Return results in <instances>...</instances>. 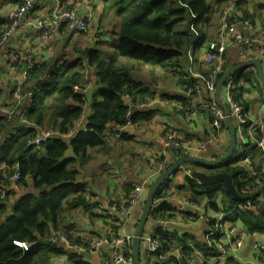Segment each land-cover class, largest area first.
I'll return each mask as SVG.
<instances>
[{
	"label": "crops",
	"instance_id": "obj_1",
	"mask_svg": "<svg viewBox=\"0 0 264 264\" xmlns=\"http://www.w3.org/2000/svg\"><path fill=\"white\" fill-rule=\"evenodd\" d=\"M114 1L100 0L97 2L96 7H93L92 10L91 25L108 4L110 5L107 8L110 9L112 8L111 5H119L120 0H117L116 3ZM139 1L142 2L143 0ZM207 1L212 11H210L207 20H198L193 15L189 18V31L192 32L193 38L181 59V69L177 75L162 73L151 66H143L134 72L133 77L155 94L152 103L139 110H142L146 115L150 113L153 115L150 117L145 115L147 119H139L133 127L120 129L116 124H109V131L105 135V146L89 149L83 158L82 165L80 167L77 165V169H81V180L87 186L88 207H79L70 211L63 218L57 230H53L52 225H50V237L47 241L53 243L60 251L59 256L50 259V264H114L111 248L105 247L99 253H78L72 251L71 247L78 245L77 239L81 243L90 237L107 234L109 228L116 230L109 217L108 208L113 203L123 205L132 186L143 182L149 176L155 161L166 160L170 166L180 158L166 150V133H173L180 143L189 147L197 148L206 142L210 117L204 108L207 104L204 85L208 71L203 55L207 43L220 42L221 12L229 11V19L231 23L235 24L236 32L244 37H256V42L249 50L234 43L232 37L225 40V70L245 61L258 60L261 62L264 71V0ZM80 2L81 0H63L62 8L71 10L76 8ZM122 2L123 0H121V4ZM19 4L20 0H0V23L5 24L2 23L3 31L0 32V35L7 28L5 19L8 13L16 9ZM52 9V0H39L34 10L27 14L25 20L33 23L36 19L49 18L52 16ZM77 9L80 14L86 12L83 4H80ZM243 12L246 13L247 19L251 22L253 31L244 26L243 21L246 19H241ZM120 17L122 19L117 23ZM124 18L126 16L123 17V15H118L115 18V23L110 30L111 40L103 38L102 41V37H100L98 40L91 41L88 38L86 44L89 46L82 47V49L75 46L76 44L80 46V43L75 41L78 36L69 34L66 30L55 32L52 40L44 44L41 42L40 33L31 27L22 26L6 40L0 54V146L9 136L16 135L24 129L33 130L28 129L33 128V126L26 119L29 113L28 108H26L27 105L23 101L17 102L13 96L21 74L26 71V59H31L36 68L41 67L34 75L31 74L33 72L27 73V85H31L33 81L39 78L41 80L48 79L49 74L54 69H59L63 65H72L79 60L80 52L88 49L96 50L98 48L97 50L104 60L116 59L118 58L114 43L117 38L116 31L123 23ZM133 20H135V16H133ZM92 35L90 38H94ZM105 43L109 45H106L108 48L104 52L105 49L102 48H104L103 44ZM38 71L41 73L39 78L36 77ZM87 80L91 82H86V84L84 82V89L87 88V98L92 101L99 89L93 71L88 73ZM194 87L199 89L196 100L192 93ZM235 89L241 92V102L244 104L242 107L247 120L244 129L240 127L236 129L238 141L236 150L242 149L244 152L238 157L235 155V160L238 163L240 160L248 158L252 169L258 172L264 166V155L257 148V140L261 137L260 128L264 125V88L258 80L255 70H251L249 67L237 80ZM161 96L173 98L163 99ZM179 96L187 100L184 107H191L190 116H185L174 109V105L180 103L175 98ZM66 104L70 107L77 106V103H73L71 100H68ZM88 112H90L89 108ZM57 121L60 120L57 119ZM87 125L85 121L81 129L83 133L86 132ZM49 129L58 132L59 127L56 124ZM46 145L40 149V155L44 154ZM228 145L229 135L225 129L216 142L206 145L203 152L192 155L214 160L227 150ZM72 158H74V154L69 148L65 154V159ZM186 170L207 173V170L195 165L182 166L166 184V190H164L167 197L166 201L178 197L182 199L191 198L187 189L189 177L185 173ZM240 177H238L239 183ZM20 191L21 189L17 186L16 193ZM10 196L12 197L10 198L12 204L18 195ZM218 201H221V196L215 200L216 205ZM165 204L172 210L166 215L168 216L167 234L170 238L180 241L181 245H191L197 249H203L208 244L207 225L203 215L208 217L215 215L221 211L220 208L217 207L218 210L216 211L204 200L202 204L205 207L203 208L208 215L202 211L194 210L190 205L181 207V211H175L176 208H171V204L167 202ZM258 207L263 209L264 204H258ZM141 209L140 206L135 209L132 214L133 220L139 221ZM114 219L119 220L117 217ZM135 229L136 227L129 226L126 231L129 233L133 231L134 235ZM156 230L157 228L152 225H145L144 234H155ZM42 242L43 240L40 239L39 243ZM143 248L144 243H142L140 254ZM262 253H264V232L250 233L238 252L239 261L231 260L230 264H264V254ZM72 254L76 256L74 260L69 257ZM140 263L147 264L142 257Z\"/></svg>",
	"mask_w": 264,
	"mask_h": 264
},
{
	"label": "trees",
	"instance_id": "obj_2",
	"mask_svg": "<svg viewBox=\"0 0 264 264\" xmlns=\"http://www.w3.org/2000/svg\"><path fill=\"white\" fill-rule=\"evenodd\" d=\"M116 2L117 0L114 1ZM135 9L137 11L134 14L126 15L130 17L124 18L116 31L117 38L114 43L118 58L104 60L98 50L88 49L80 52L79 60L72 65L54 69L48 79L41 80V73L38 71L36 77L39 79L31 85L25 84L27 86H24V92L31 91L34 95L29 103L23 101L29 111L26 119L33 126L28 129L33 130L24 129L9 136L0 146V166L3 165L0 178L3 179V174L9 178L17 165L20 174L18 187L21 189L14 194L18 197L13 198L12 204L10 195L0 201V264H50L52 257L60 255L59 249L47 241L50 237V225L53 230H57L64 216L70 211L88 207L87 186L81 180V169H77V165H82L89 149L105 146L109 124H116L120 129L127 126L125 116L130 107L131 125L139 119H147L146 117L153 115H146L142 110L134 108L149 105L155 95L133 77L134 72L143 66H151L162 73L177 75L181 69V59L193 38L189 31L190 16L207 20L211 11L207 0H143ZM247 18L243 12L241 19L248 20ZM2 23L0 32L3 31ZM84 65L89 72L93 71L99 87L92 101L73 90L74 87L81 90L85 87L87 79L82 73ZM40 68L35 67L28 74L33 72L31 74L34 75ZM242 74L237 73L232 77L235 85ZM232 95L235 103L244 106L239 90L234 88ZM175 98L182 107L187 102L182 96ZM68 100L77 103V106H67ZM85 102L90 109L84 119L88 124L85 133L80 131L68 142L61 139L51 140L42 157L40 150L27 146V142L35 135L34 130L38 128L51 130L49 128L57 124L59 130L54 132L67 134L81 120ZM69 148L72 149L74 158L65 159ZM235 159L234 152L227 162L214 169L197 167L207 170V174L222 172L230 175L236 191L240 194L238 177L243 172L233 167L237 162ZM165 187L158 190L155 198L160 197L159 194L166 190ZM187 187L191 196L190 202L199 205L206 200L217 211L215 200L221 196L222 212L228 220L241 221L251 234L264 232V208L243 209L245 203L234 201L221 185L205 187L189 177ZM161 197L164 198V195ZM249 200L253 205L256 204L255 197L249 196ZM171 211L162 203L155 213L157 217L164 219L168 218L166 215ZM155 233L159 236L163 251L184 246L180 241L170 238L167 233ZM40 239L43 240L42 243H39ZM15 243H26L28 250L23 251ZM77 243V246H82L84 242L80 243L77 239ZM130 250L129 247L128 251ZM190 254L191 249L183 248L181 260L176 262L170 259L168 264H186L185 258ZM69 257L71 260L76 258L74 254Z\"/></svg>",
	"mask_w": 264,
	"mask_h": 264
},
{
	"label": "built area",
	"instance_id": "obj_3",
	"mask_svg": "<svg viewBox=\"0 0 264 264\" xmlns=\"http://www.w3.org/2000/svg\"><path fill=\"white\" fill-rule=\"evenodd\" d=\"M52 1L54 9H52V16L49 18L36 19L35 22L31 23L25 20L26 16L34 10L35 5L39 0H20L19 6L10 11L5 19L7 28L0 35V54L2 53L3 45L6 40L22 26L31 27L36 32L40 33L41 42L44 44L49 43L53 38V34L60 30H66L69 34H73L74 36H82L86 34L93 18V7H96L97 2L100 0H81L76 8H72L71 10L62 8L63 0ZM80 4L84 5L86 11L85 14L79 13L77 7ZM229 17V11H223L219 30L220 42L207 43L206 51L203 55V60L208 71V77L204 85L207 104L204 108L207 110L210 117V126L206 136V142L197 148L189 147L184 143H180L173 133L168 132L165 134V148L167 151L173 153L175 157L177 155L179 157H194L192 154L203 152L206 145L216 142L220 134L226 129L224 113L214 103L217 82L225 71L224 54L226 45L224 42L227 38L232 37L234 43L247 50L252 48V45L256 42V37H244L242 34L236 32L234 29L235 24L230 22ZM243 24L247 29L253 31V26L249 20H244ZM35 67L36 65L31 59H26V71L21 74L13 94L17 102L26 100L29 103V101L33 99V93L31 91L24 92V86L26 84L27 73ZM251 70H253V68H251ZM82 73L85 79H87L88 73L91 72H89L87 66L84 65ZM87 82L91 81L87 80ZM234 88V79H228L222 88L221 101L228 107L230 116L236 122V127L244 129L247 120L244 116L243 107L233 101L232 91ZM73 90L75 93H79L78 95L83 94L87 97V88L81 90V88L74 87ZM192 93L193 96L196 97V100L197 95L199 94V89L194 87ZM86 103L87 102L84 103L82 109L81 120L78 124H75L67 134H58L52 130L38 128L35 129V135L27 142V146L32 147L35 150H40L53 139H61L66 142L67 139L76 137L81 131V124L85 122L84 119H86V116L89 114ZM147 106L148 105H142L134 108L139 110L144 109ZM174 109L179 113H183L185 116H190L191 114V107H182L179 103L174 105ZM131 110L130 107L126 113L125 118L128 121V124L125 127H133L129 122ZM260 135L261 137L257 140V148L264 155V125L260 128ZM71 139H69V141ZM168 167L169 164L166 160L155 161L152 165L149 176L143 182L132 186L124 204L119 205L113 203L108 208L109 217L114 223L116 230L109 228L107 234L90 237L84 241L82 246L71 247L72 251L78 253H99L103 248L108 247L113 250L114 264H133L131 250L130 252L128 251V248L131 246L133 231L129 233L126 229L129 226L133 228L137 226V220H133L132 218L133 212L139 206H143L149 186L155 179L165 172ZM234 168H238L243 172L240 175L241 177L239 176L240 183L238 182L240 184V195L248 198V200L244 202L245 205L243 206V209L255 210L256 208H259L258 204H264V166L260 171L256 172L252 169L249 159L245 158L236 163ZM185 173L190 177V170H186ZM7 178L8 177L5 176V174H3L2 180L0 178V201L9 195L15 194L17 191V186L20 181V174L17 165L13 168V174L10 175L8 179ZM159 195V198L154 197L146 225L156 227V232L161 234L168 232V218L166 217L163 219L157 217L155 213L156 208L162 203L167 202L168 204H171L170 207L176 208L175 211H181V207L190 205L194 210L208 214L204 210L203 207L205 206L202 203L199 205L194 204L190 202V199H182L179 197L167 199L166 201L167 197L164 194V190ZM163 195L164 198L161 197ZM249 196L255 197V205L250 202ZM217 207L222 211V204L220 201L217 202ZM221 211L212 216L208 214L210 217L203 215L207 225L208 240V244L203 249H197L191 245H184L172 248L168 251H163L159 236L156 233H143L142 240L144 248L140 254V260L142 257L147 264H155V262L156 264H168L170 259L178 262L181 260L182 249L188 248L191 249V254L185 258L186 264H230V262H232L231 260L239 261L238 252L241 250L245 239L249 237L250 233L245 229L241 221L230 222L228 221L226 214ZM114 217H117L119 220H115ZM15 245L20 247L23 251L28 250L26 243H15ZM128 252L129 254H127Z\"/></svg>",
	"mask_w": 264,
	"mask_h": 264
},
{
	"label": "water",
	"instance_id": "obj_4",
	"mask_svg": "<svg viewBox=\"0 0 264 264\" xmlns=\"http://www.w3.org/2000/svg\"><path fill=\"white\" fill-rule=\"evenodd\" d=\"M253 68L256 72L257 78L260 81L262 87L264 88V71L261 65V62L258 60H250L240 63L239 65L229 68L224 71V73L219 78L216 90L214 103L223 111L225 116V127L228 131L229 135V145L227 150L219 157L214 160H208L202 157H191V156H183L174 161L165 172H163L157 179L153 181V183L149 186L145 198V202L141 209V214L139 217L138 224L135 229V233L131 242V256L133 264H141L140 263V250L142 247V235L144 233V228L148 220L149 213L152 208V204L154 201V197L158 190L167 184L169 179L185 165H195V166H203L209 169H214L218 166H221L225 162H227L237 147V127L236 122L230 116V111L228 107L221 101V92L222 88L225 85L226 81L237 73H243L248 68ZM190 179L195 181L201 186L209 187V186H217L221 185L224 190L232 197V199L236 202L244 203L248 200V198L241 196L235 189L232 178L230 175L218 172L213 174L203 173L201 171H191Z\"/></svg>",
	"mask_w": 264,
	"mask_h": 264
},
{
	"label": "rangeland",
	"instance_id": "obj_5",
	"mask_svg": "<svg viewBox=\"0 0 264 264\" xmlns=\"http://www.w3.org/2000/svg\"><path fill=\"white\" fill-rule=\"evenodd\" d=\"M172 1L174 2L175 0H172ZM139 4H141V2L139 0H123L122 4L111 5L112 6L111 9L107 8V6L110 5V4H108L106 6V8L103 9L102 13L97 15L98 17H97L96 21L93 22L92 25L90 24L88 32L82 36H78L75 39V41L77 43H80V46H78L77 44L75 46L78 49H82V47L89 46L86 44L88 41V38L91 41H93L94 39L98 40V39H100V37H102V41H103V38L111 40L110 30H112V25H113V23H115V18L118 15H123V17H125L126 15L132 14L133 12L137 11L135 8H136V5H139ZM129 17H126V18H129ZM186 17H187V15L185 16V18ZM121 19H122V17H120V20L117 23H119L121 21ZM90 35H92V37H94V38H90L91 37ZM99 45H102V44H99ZM106 45H109V44L105 43V44H103L104 48L101 47L102 49H105L104 52L106 51V48H108V47H106ZM97 49L98 48H96V50ZM243 152L244 151L242 149H237L235 155L238 157V156L242 155ZM43 155L44 154L40 155V157H42Z\"/></svg>",
	"mask_w": 264,
	"mask_h": 264
}]
</instances>
